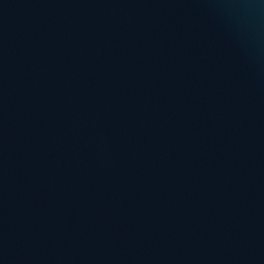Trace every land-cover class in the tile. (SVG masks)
Here are the masks:
<instances>
[{
	"label": "water",
	"instance_id": "obj_1",
	"mask_svg": "<svg viewBox=\"0 0 264 264\" xmlns=\"http://www.w3.org/2000/svg\"><path fill=\"white\" fill-rule=\"evenodd\" d=\"M0 264H264V0H0Z\"/></svg>",
	"mask_w": 264,
	"mask_h": 264
}]
</instances>
